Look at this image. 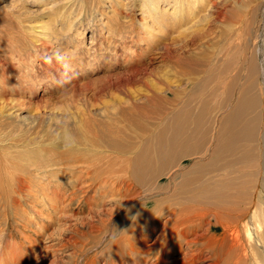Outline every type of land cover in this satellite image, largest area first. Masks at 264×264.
<instances>
[{
  "label": "rangeland",
  "instance_id": "374dc122",
  "mask_svg": "<svg viewBox=\"0 0 264 264\" xmlns=\"http://www.w3.org/2000/svg\"><path fill=\"white\" fill-rule=\"evenodd\" d=\"M174 1L171 0V4ZM142 2L144 0H0V53L10 46H13L14 51L13 54L8 53L7 57L0 54V260L9 243L21 245L23 249L20 252H23L31 247V243H36V239L39 247L32 250L21 264H83L84 257L94 260V264H110L109 260L116 259L113 255L104 254L112 241L100 220H105L108 211L115 210L116 201L122 199L118 195L124 190L121 189L119 193L109 191L105 194L109 197L102 202L96 196L93 204L91 198L98 190L95 182L93 189L85 195L91 205H84L82 202L86 200L80 199L83 194L78 193L73 205L70 204L71 208L61 204V210L59 207L58 210L49 209L45 214L50 212L52 218L46 220L45 216L38 214L35 204L28 202L29 199L24 195V200L18 198V201L25 212L8 207L3 190L10 183L12 173L5 171L6 158H16L26 149L41 147L65 150L73 145L83 148L79 142L102 135L109 136L110 139H125L131 136L136 126L144 128L146 133L139 131L134 137L140 136L152 141L155 139L157 142L174 124L187 119L191 122L197 120L201 133L206 136L201 138V143L205 146L203 150L208 151L207 156L199 162L196 156L184 161V170L181 172H190L194 163L205 164L211 161L214 149V143L207 137V127L215 117L213 114L210 117L204 115L198 106L202 105L204 98L199 81L205 77V73H199L195 66L199 59H207L216 70L221 66L220 71L224 66L230 67L238 63L237 82L241 85L236 83L238 86L235 96L238 97L245 86L249 88L248 97L256 100L249 114L250 119L258 121L255 136L250 142L252 150L249 156L253 159L251 173L255 178H262L260 182L263 181L264 0H214V8L198 7L195 19L194 16L189 17L182 29L162 32L157 40L152 36L154 34L147 37L142 32L145 28H142V23L151 24L149 18L143 19L145 7ZM70 3L82 5L87 11L86 16L82 14L81 17L83 26L78 27L76 24V29H85L80 37L75 32L63 31L61 17H56L53 13L65 5L68 8ZM158 4L162 10H170L172 6L166 0H159ZM92 10L93 13H89ZM192 17L194 20L191 21ZM48 20L52 31L56 30L54 31L60 40L53 42L52 52L41 50L38 53L31 47L36 45L35 41L39 38V27L44 23L46 25ZM19 23L25 31L16 26ZM131 30L137 32L136 37L131 34ZM113 33L116 34L115 37ZM138 36L145 42L138 44ZM8 38L15 39L10 41L12 45L8 43ZM192 58L196 60L191 61ZM250 64L253 66L251 72L248 71ZM220 71L214 73L217 80L213 83L222 88L224 83ZM212 100L211 97L208 99V105L215 112ZM235 103L230 101V108ZM221 113L218 116L223 117L224 114ZM192 137L194 141H198L200 135ZM176 170L175 167L173 171ZM181 179L182 177L178 180ZM70 183L66 184L70 186ZM38 196L42 197L40 194ZM45 199L47 209L51 206V200ZM77 205L81 209H77ZM119 213L121 212L115 213L114 219L117 220ZM22 217H28L30 224ZM164 221L165 219H161V224ZM250 227L254 231V235H251V242L253 239L254 242L251 244H256L257 238L253 237L256 232L254 227ZM107 228L110 230L112 224ZM156 237L154 233L146 243L131 242L140 245L139 248L142 249L151 245ZM205 244L194 247L198 252H190L185 248L176 252L173 249L165 256V264H213L210 255L204 252ZM129 246L120 245L117 248L119 254L116 256L120 260L118 264H136L133 257L128 256ZM41 250L43 253L39 254ZM197 253L199 255L195 261L190 262L188 257ZM135 258H141L137 264H154L155 261L148 256Z\"/></svg>",
  "mask_w": 264,
  "mask_h": 264
},
{
  "label": "bare ground",
  "instance_id": "6f19581e",
  "mask_svg": "<svg viewBox=\"0 0 264 264\" xmlns=\"http://www.w3.org/2000/svg\"><path fill=\"white\" fill-rule=\"evenodd\" d=\"M166 2L168 5H172L171 12L169 9L159 8V0H144L142 2L145 7V11L142 12L143 19L149 18L151 22L150 25H147V22L146 24L141 22L142 28L145 26L142 31L145 36L152 33L154 34L152 36L157 40L162 32L182 29L189 17L194 16L195 19L197 15L195 10L198 7H215L214 0H175L173 4H171V0H166ZM93 11H89V13H93ZM53 13L56 17L57 15L61 17L62 30L65 29L67 33L68 31L75 32V34H79V37L84 33V28L76 29V24L83 26L80 22L81 17L85 13L87 14L82 5L70 3L68 8L65 5ZM194 19L192 17L191 21ZM46 23L39 27V38L35 41L36 45L31 47L38 53L41 50L52 52L53 42L60 40L57 38L56 30L52 31L49 20ZM16 26H20L19 28L25 31V28L22 29L21 23ZM12 29L15 28L12 27ZM131 32L133 36H137V32L133 30ZM34 33L37 32L34 31ZM133 36L131 35V37ZM12 40L15 41V39ZM12 40L8 38L10 45H12ZM137 42L140 44L145 41L138 36ZM20 46L23 47L22 44ZM12 51L13 46H10L5 51L2 50L0 54L7 57L6 55ZM168 55L170 58L169 52ZM97 56L93 55V57ZM194 60L191 59V61ZM210 60L212 61V58ZM210 63L207 62V59L206 61L199 59L195 62L197 71L201 74L205 73V77L199 81L202 89L201 95L204 96L202 105H198L199 109L204 115L210 117L213 114L215 117L213 123L207 127L209 130L207 137L214 143L211 161L205 164H191L190 172L184 174L181 172L184 170L183 163L186 159L196 156L199 162L207 156L208 152L207 149L203 150L205 146L201 143V138L206 136L201 133L197 120L191 122L187 119L174 124L167 134L162 135L157 142L154 141L155 139L152 141L149 138L134 137V134L137 135L139 131L146 133L144 128L136 126L133 128L131 136L125 139L113 137L114 140H112L113 138L110 139L109 136H101V134V137L84 139L79 142L83 148L69 145L65 150L53 147L50 149L42 147L26 149L18 157L9 156L5 161L7 164L5 171L9 170L12 173L10 178L8 177L10 183L8 182L7 185L9 186L6 185L3 190V197L6 199L8 207L11 210L16 209L20 212L22 209L25 212L26 210L18 201V198L21 199L24 195L29 199H26L28 202L35 204L34 208L38 209V214L45 216L46 220H51L50 212L45 214L49 209L56 210L59 207L61 210V204L64 207L69 205L67 208H71L78 193L83 194L80 199L85 201V195L93 189L96 182L98 184L96 190H98L91 198L93 204L96 196L99 197L98 201L102 202L109 197L105 195L109 191L115 190L119 193L121 189L124 190L122 194H116L122 199L116 201L115 210L108 211L105 214V220L100 217L101 224L106 229L105 233L112 241L104 254L116 257L114 261L113 259L109 260L110 264H118L120 261L116 256L119 254L117 248L120 245H130V248L126 247L130 253L128 256H132L136 264L140 262L141 258L136 259L135 256L153 257L154 264H165V256L173 249H176V252L182 251L183 248L190 252L192 250L198 252L194 247H197L198 244L201 246V243H206L204 252L210 255L213 264H264V179L260 182L262 178H255L251 173L253 159L251 155L249 156L252 150L250 142L255 136L257 124V119H250L249 114L256 100L248 97L249 88L245 86L240 90L241 94L238 97L235 96L236 86H238L236 83H239L237 82L238 63L230 67L224 66L221 71V66H218L216 70ZM252 64L248 67L250 72L253 70ZM216 71H220L222 76L224 83L222 88H219V84L213 83L217 80L214 75ZM6 77L9 80V76L6 75ZM220 89H222L221 92ZM210 97L215 104H213L215 112L208 105ZM230 101L236 102L231 108ZM221 111L224 112L221 113ZM218 113L224 114V116H218ZM183 121H187V123ZM101 133L103 132L101 131ZM195 134L200 135L198 141H194L192 137ZM175 167L177 170L173 171ZM180 177L182 179L178 180ZM66 180H71V183L65 182ZM66 183H70V186ZM66 192H69L68 195ZM38 194L42 197L40 198ZM45 198L51 200V206L48 204L50 207L47 209H45ZM22 200L24 199L22 198ZM86 202L82 203L84 205L92 204L91 202L88 204L89 200ZM77 206V209H81L79 205ZM116 212H121L117 215V220L114 219ZM137 213L140 214L139 217L130 218L136 216ZM17 215L19 216L20 213ZM22 218L29 222L28 217ZM19 219L16 218V220ZM161 219H165L162 224ZM36 220L38 222L37 218ZM109 224H112L110 230L107 228ZM114 226L118 230H126L120 233L115 241L110 238ZM250 226L254 227L256 232V236H253L257 238L256 244H251L254 242V239L251 242V235H254V231L250 230ZM154 233L157 237L153 243L146 248H139L138 244L146 243L149 236ZM25 236L26 233L22 236L23 241ZM10 240L12 239L10 238ZM37 242H39L38 239H36V243H31V247L29 246L27 251L23 252H20L23 249L20 247L21 245L5 244L7 251L4 250V257L0 260V264H21L32 250L39 247H37L39 245ZM42 251H39V254H42ZM198 255V253L194 256L191 255L192 259L188 257L190 262L195 261ZM87 258L84 257L83 264H94V260L91 261L92 259L88 260Z\"/></svg>",
  "mask_w": 264,
  "mask_h": 264
},
{
  "label": "clouds",
  "instance_id": "9594fccd",
  "mask_svg": "<svg viewBox=\"0 0 264 264\" xmlns=\"http://www.w3.org/2000/svg\"><path fill=\"white\" fill-rule=\"evenodd\" d=\"M125 211L128 212L127 209H125ZM139 215H140V214L137 213L136 216H131L130 218H132V217H139ZM124 231H126V230H118V229L114 226V230H113V232L111 233L110 238H111L113 241H115V240L118 238L119 234L122 233V232H124Z\"/></svg>",
  "mask_w": 264,
  "mask_h": 264
}]
</instances>
